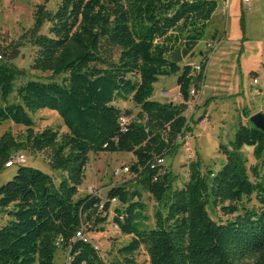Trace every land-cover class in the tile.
I'll list each match as a JSON object with an SVG mask.
<instances>
[{
	"label": "trees",
	"instance_id": "trees-1",
	"mask_svg": "<svg viewBox=\"0 0 264 264\" xmlns=\"http://www.w3.org/2000/svg\"><path fill=\"white\" fill-rule=\"evenodd\" d=\"M217 10V0H45L36 6L33 26L17 47L28 42L37 50L33 70L64 79L18 86L25 72L0 61V126L26 128L22 138L11 132L0 138V170L16 153L50 151L60 182L22 166L0 187V208L8 214L0 227V264H62L61 250L70 264H140L135 254L142 247L149 264H264V177L258 165L248 166L242 151L252 148L264 162L263 131L240 125L232 149L222 146L224 168L203 174L201 164L192 162L181 188L168 166L162 176L156 165L189 132L191 89L205 72L197 75L185 61ZM208 62L204 55L203 69ZM171 76L178 77L182 104L153 99L155 84ZM129 100L139 110L134 118L116 105ZM42 110L55 111L68 133L36 132L32 115ZM123 118L129 119L125 125ZM91 153L131 154L138 187H111L106 201L93 194L79 198ZM144 192L158 204L153 228ZM253 197L258 210L241 207ZM114 200L119 207L113 223L133 239L107 263L86 234L104 231ZM218 211L231 218L215 220L211 214ZM80 232L87 241L77 237Z\"/></svg>",
	"mask_w": 264,
	"mask_h": 264
},
{
	"label": "rangeland",
	"instance_id": "rangeland-1",
	"mask_svg": "<svg viewBox=\"0 0 264 264\" xmlns=\"http://www.w3.org/2000/svg\"><path fill=\"white\" fill-rule=\"evenodd\" d=\"M44 1L0 0V61H7L25 72L26 76L18 81V86L28 80L61 82L64 79V77L55 78L50 73L33 70L37 50L28 42L17 47L21 38L33 26L36 6ZM217 1L218 10L208 24L204 40L197 46L194 56L185 61L187 63L191 61L195 65L201 62L204 55L209 56L203 88L199 87L197 99L188 103L185 113L189 119L197 104L194 105V101L198 102V107L195 108L189 121V133L192 140L189 143L179 142L175 152L166 157L167 165L175 178L176 188H181L188 181L189 164L192 162L201 164L203 174L221 171L226 165V155L222 152V146L231 150L240 125L250 123V118L254 114H264V0H249L248 3L243 0ZM49 8L55 9V4H50ZM214 34L217 35V39L221 40V44L216 50L210 51L207 50L206 43L212 41ZM15 53L18 55L13 57ZM177 81L176 76L160 78L155 84L153 99L161 103H170L172 99L162 97L161 91L168 90L171 97L177 96L179 94ZM116 105L124 111H131L132 118L139 111L131 100L118 101ZM32 117L35 121L34 130L36 132L52 128L60 136L68 133L62 118L55 111L42 110ZM204 119L207 121L205 124L202 123ZM7 132H11L17 138H22L26 133V128L13 123H5L0 126V138ZM188 145L192 149L191 153L185 151ZM242 151L248 160V166L258 165L264 177V162L255 159L253 149L246 147ZM22 153L27 159L25 164H17L12 168L5 167L0 170V187L12 181L22 166L38 169L51 175L56 184L60 182V173L53 171L49 164L50 151L38 154L28 151ZM89 158L85 179L79 187V198L93 194L106 201L108 190L111 187L123 184L138 187L135 176L131 173L117 175L118 170L130 168L135 163L131 154L91 153ZM251 176L252 180L256 181L252 171ZM143 202L146 204L147 215L150 217L148 227L153 228L154 214L158 209V204L145 192ZM116 207H119V204L115 202L109 214V221L103 227V232L94 229L93 232L86 234L87 239L99 250L101 258L107 263L119 257L118 251L133 239L131 236H124L114 225ZM241 207L259 209L255 197L250 201L244 200ZM211 215L215 220L225 221L231 218L223 216L219 211L216 215ZM7 220V212L0 208V227L4 226ZM135 259L140 264H149L150 261L144 247L135 254ZM57 262L70 264L68 254L62 250L59 251Z\"/></svg>",
	"mask_w": 264,
	"mask_h": 264
},
{
	"label": "built area",
	"instance_id": "built-area-1",
	"mask_svg": "<svg viewBox=\"0 0 264 264\" xmlns=\"http://www.w3.org/2000/svg\"><path fill=\"white\" fill-rule=\"evenodd\" d=\"M243 1L245 3L249 2V0H243ZM220 44H221V40H217V41H214V42H209V43L206 44V48H207V50L214 51V50L217 49V47ZM208 58H209V56H208ZM206 68L203 69V67H202V65L200 63L194 65V71H195V73L197 75H200L201 73L206 72ZM203 84H204V79H202L201 81L197 82V85L191 89V94L190 95H191L192 101L197 99L198 93H199V87L201 86L203 88ZM161 96L166 98V99H172V101H171L172 103H175L177 101V98L171 97L170 92L168 90H162L161 91ZM194 105H195V107L192 110L191 117L188 119V124H189V121H190V119L192 118V116L194 114L195 108L198 107V102L194 101ZM128 122H129V119H127V118H123L122 119V124L123 125L127 124ZM202 123H204V124L207 123L206 119H204L202 121ZM191 140H192V136L187 131H183V133L178 137V143L181 142V141L189 143ZM185 151L188 152V153L192 152V149H191L190 145H188L186 147ZM26 162H27L26 156L21 152V153H17L15 155L11 156L9 162L5 165V167L6 168H12V167H14L17 164L18 165H23ZM156 165L159 166V175L164 176V175H166L168 173V171H167V169H168L167 166L168 165H167V162H166V158L165 159H162V158L157 159ZM122 173H130V168H124V169H122L120 171L119 170L117 171V175H120ZM155 180H157V178ZM114 202H116V201L114 200ZM77 237L87 241V239H85V236L82 234V232L78 233Z\"/></svg>",
	"mask_w": 264,
	"mask_h": 264
},
{
	"label": "water",
	"instance_id": "water-1",
	"mask_svg": "<svg viewBox=\"0 0 264 264\" xmlns=\"http://www.w3.org/2000/svg\"><path fill=\"white\" fill-rule=\"evenodd\" d=\"M250 123H252L257 129L264 132V114L262 113L254 114L250 118Z\"/></svg>",
	"mask_w": 264,
	"mask_h": 264
},
{
	"label": "crops",
	"instance_id": "crops-1",
	"mask_svg": "<svg viewBox=\"0 0 264 264\" xmlns=\"http://www.w3.org/2000/svg\"><path fill=\"white\" fill-rule=\"evenodd\" d=\"M225 1H228V0H225ZM222 18L224 19V16ZM193 56H194V53H193V55L190 56V58H192ZM173 98H177V101L174 104H182L183 100L181 99L179 94L177 96L173 97Z\"/></svg>",
	"mask_w": 264,
	"mask_h": 264
}]
</instances>
